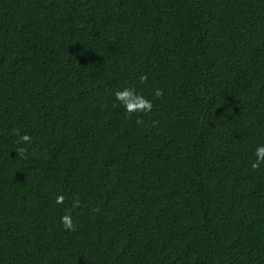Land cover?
<instances>
[{"label":"trees","instance_id":"1","mask_svg":"<svg viewBox=\"0 0 264 264\" xmlns=\"http://www.w3.org/2000/svg\"><path fill=\"white\" fill-rule=\"evenodd\" d=\"M259 144L264 0H0V264H264Z\"/></svg>","mask_w":264,"mask_h":264},{"label":"clouds","instance_id":"2","mask_svg":"<svg viewBox=\"0 0 264 264\" xmlns=\"http://www.w3.org/2000/svg\"><path fill=\"white\" fill-rule=\"evenodd\" d=\"M147 79V77L142 76L140 77L141 83ZM114 101L119 102V104L123 107L124 111L132 115L133 113H147L150 112L153 104L151 100L146 99L144 96L136 94L134 89L132 88H123L121 90L116 91L114 94ZM153 95L155 97H160L163 95V91L160 88H155L153 90ZM31 141V137L28 134L20 135V142L22 144L29 143ZM20 153L26 151L24 147L18 149ZM255 160L252 162V168L256 169L261 165H264V144L257 145L255 152ZM64 197L58 196L56 198V203L60 204L63 203ZM60 222L63 227L68 230H74V224L72 222V218L70 215H64L60 218Z\"/></svg>","mask_w":264,"mask_h":264}]
</instances>
